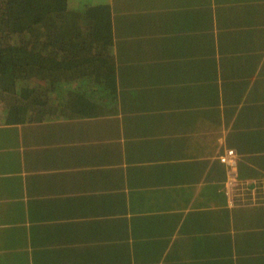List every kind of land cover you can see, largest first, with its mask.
<instances>
[{
    "label": "crops",
    "instance_id": "obj_1",
    "mask_svg": "<svg viewBox=\"0 0 264 264\" xmlns=\"http://www.w3.org/2000/svg\"><path fill=\"white\" fill-rule=\"evenodd\" d=\"M112 3L122 37L148 38L118 47L117 114L0 107V264H264V0Z\"/></svg>",
    "mask_w": 264,
    "mask_h": 264
},
{
    "label": "trees",
    "instance_id": "obj_2",
    "mask_svg": "<svg viewBox=\"0 0 264 264\" xmlns=\"http://www.w3.org/2000/svg\"><path fill=\"white\" fill-rule=\"evenodd\" d=\"M115 6L112 0H0L3 118L19 123L34 122L38 117L49 116L46 106L50 102H57L58 117L68 111L91 118L117 114L118 70L121 69L118 47L124 43L125 52L130 43L140 45L148 38L142 34L133 39L122 37ZM210 18L206 11L204 19L208 25L213 24V20L208 21ZM154 51L155 47L150 49ZM170 52L171 45L163 44L161 55ZM253 143L258 146L257 152L264 154V129L257 133ZM256 156L251 160L260 166L264 156ZM252 170L256 174L260 172ZM113 214L114 211L111 216H116ZM107 223L108 228L119 230L118 219H108ZM210 239L224 242L216 259L233 256L229 235ZM210 239L208 243L212 242ZM111 240L123 242L125 237L111 235ZM128 253L126 248L125 253L110 250L106 259L111 264H130ZM239 254L245 256L246 252L241 250ZM52 255L55 254H47L49 257L42 260L53 263L63 257L57 255L56 259H50ZM99 258L97 254L94 257Z\"/></svg>",
    "mask_w": 264,
    "mask_h": 264
},
{
    "label": "built area",
    "instance_id": "obj_3",
    "mask_svg": "<svg viewBox=\"0 0 264 264\" xmlns=\"http://www.w3.org/2000/svg\"><path fill=\"white\" fill-rule=\"evenodd\" d=\"M235 154V151L234 150H229L227 155H224L221 157V161L224 162V163H228L230 159L233 155Z\"/></svg>",
    "mask_w": 264,
    "mask_h": 264
},
{
    "label": "bare ground",
    "instance_id": "obj_4",
    "mask_svg": "<svg viewBox=\"0 0 264 264\" xmlns=\"http://www.w3.org/2000/svg\"><path fill=\"white\" fill-rule=\"evenodd\" d=\"M222 155V154H221Z\"/></svg>",
    "mask_w": 264,
    "mask_h": 264
},
{
    "label": "rangeland",
    "instance_id": "obj_5",
    "mask_svg": "<svg viewBox=\"0 0 264 264\" xmlns=\"http://www.w3.org/2000/svg\"><path fill=\"white\" fill-rule=\"evenodd\" d=\"M118 9V8H117Z\"/></svg>",
    "mask_w": 264,
    "mask_h": 264
}]
</instances>
